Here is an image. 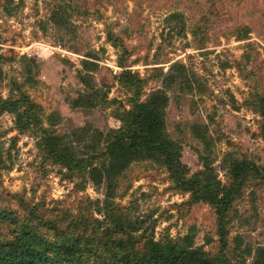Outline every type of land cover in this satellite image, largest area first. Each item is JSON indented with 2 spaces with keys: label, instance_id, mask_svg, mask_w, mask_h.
Returning <instances> with one entry per match:
<instances>
[{
  "label": "rangeland",
  "instance_id": "374dc122",
  "mask_svg": "<svg viewBox=\"0 0 264 264\" xmlns=\"http://www.w3.org/2000/svg\"><path fill=\"white\" fill-rule=\"evenodd\" d=\"M176 61L189 84L165 87L163 76ZM0 69V96H17L19 87L41 107L50 133L72 142L80 129L89 131L78 143L74 138L80 156L96 145L95 131L120 126L116 114L136 93L121 80L128 73L142 81L141 100L165 87L166 131L188 176L202 170L196 126L207 128L222 184L231 156L264 167V0H0ZM36 138L18 133L14 117L0 113L6 238L13 220L29 218L60 231L73 222L75 233L102 243L115 216L133 224L136 232L124 240L136 250L188 237L215 264H252L264 248V184L251 174L221 220L213 207L181 193L158 162L131 164L106 199L104 180L97 185L87 172L52 164Z\"/></svg>",
  "mask_w": 264,
  "mask_h": 264
},
{
  "label": "trees",
  "instance_id": "16d2710c",
  "mask_svg": "<svg viewBox=\"0 0 264 264\" xmlns=\"http://www.w3.org/2000/svg\"><path fill=\"white\" fill-rule=\"evenodd\" d=\"M107 38L113 46L116 45L111 34ZM118 65L123 67L124 62L118 60ZM168 70L163 76L165 87L175 83L189 84L183 63L176 61ZM121 76L126 87H135V97L130 101L128 109L123 108L116 114L120 123L118 128L94 132L96 145L85 156H80L83 154L78 152L74 143L80 142L89 131L80 129L73 134L72 142L68 136L50 133L40 120L38 113L41 107L19 87L17 96H0V113H8L14 117L18 133L36 135L38 149L45 153L52 164L71 172H87L97 185L104 180L107 183L106 199L112 196L116 178L131 164L145 160L160 163L181 193L188 194L192 203H204L213 207L221 220L241 191L247 175H253L264 184V167L232 156L224 162L229 180L227 184H222L209 154L212 142L205 126L194 128V135L202 144L203 153L199 155L202 170L188 176L186 167L179 159V146L166 131L165 110L168 97L165 87L141 100L142 81L128 73ZM79 103L81 102H77ZM89 105L88 108H94L97 104L91 101ZM261 132L264 135V122ZM104 209L106 213L109 212L108 202H105ZM3 218L8 219V214L0 215V264H215L206 257L201 247H193L188 237L182 239L183 244L169 239L166 242H151L145 250H136L134 245L124 240L128 232H136L132 228L133 224L126 227L115 216H110V232L107 240L102 243H93L87 236L75 233L76 228L71 226L73 222L69 223L66 230L60 231L52 230L39 221L37 225H32L29 218L20 225L16 219L13 220L11 237L6 238L1 231ZM40 227L46 232H39ZM49 231L52 233L49 234ZM84 255L86 258H83ZM252 264H264V248L258 250Z\"/></svg>",
  "mask_w": 264,
  "mask_h": 264
}]
</instances>
